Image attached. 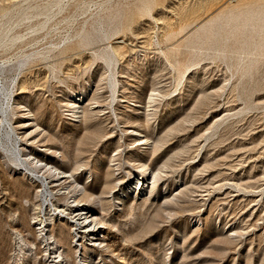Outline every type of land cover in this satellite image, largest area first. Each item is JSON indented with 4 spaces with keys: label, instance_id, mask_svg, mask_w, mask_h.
<instances>
[{
    "label": "rangeland",
    "instance_id": "rangeland-1",
    "mask_svg": "<svg viewBox=\"0 0 264 264\" xmlns=\"http://www.w3.org/2000/svg\"><path fill=\"white\" fill-rule=\"evenodd\" d=\"M51 1L0 0V63L27 69L19 131L49 201L103 221L91 264H264V0ZM24 174L0 149V264H50Z\"/></svg>",
    "mask_w": 264,
    "mask_h": 264
},
{
    "label": "bare ground",
    "instance_id": "bare-ground-1",
    "mask_svg": "<svg viewBox=\"0 0 264 264\" xmlns=\"http://www.w3.org/2000/svg\"><path fill=\"white\" fill-rule=\"evenodd\" d=\"M60 1L61 0L56 1L55 3L53 1L54 4H52L51 6L59 4ZM51 6H49V8ZM42 7L46 8L47 6H42ZM54 7L51 8L54 9ZM60 7H58V9ZM43 8H42V12H43ZM51 8L50 10L52 12ZM50 10L48 13H50ZM228 11H229V16L231 17L234 15V13H236L238 16H241L243 13L240 4L235 5L233 8H230ZM45 13L48 15L47 11ZM260 13L261 12H257V15H260ZM37 15L35 14V16ZM10 42L13 43L14 40H11ZM116 42L121 43L119 40ZM116 50H117L116 47L111 46L112 53L116 54ZM12 63L13 62H11V64L9 62L0 63V117H1L0 149L3 151V153L10 161V163H12L18 169H21V171H24V173L27 174L34 182L38 181V182H42L43 184L42 188L40 187L41 189L39 190V196H40L39 199H41V204L39 206L40 213L37 215L38 217L37 219L40 222L38 225L39 226L38 237L41 241V244L44 245V255L50 261H52L50 264L52 263L53 264H91L92 262L91 258L93 256L91 254L95 253V251L102 246L103 237L105 235L104 234L105 226L104 224H102L103 221L98 219L97 216H95L93 213L89 214L90 211L88 212V208H89L88 204L82 202V199L80 197L73 199V204L70 203V205L76 207L78 213L75 216L77 217H74L69 214L68 212L70 208L69 204L68 206H66L63 205V203L58 204L56 200H55L56 202L53 201L55 196L54 198H52V193L54 191L52 190V187L54 186L53 181L55 179L50 181L49 179L51 176L49 175L44 176L40 173V171L44 169L45 166H42L41 163L38 164L39 160L34 161V158H31L26 153V149L23 146L25 141L23 136L20 135L21 132L19 131V129L22 128L24 129L25 127L29 126L32 123V121H34L33 119L35 117L33 116L30 110L24 109V106L26 105L23 104L21 97H19V95L23 92V89L28 87L26 84L29 83L28 80H22L26 68L24 70L22 69V71H19L18 66H14ZM116 80L119 81L118 79ZM87 93H88L87 89L85 88L78 90L76 89L71 90L69 94L70 99L68 101V105H69L68 110L70 111V119L72 121H76L82 118V115L86 111L88 112L86 108V105L88 103ZM118 96L119 95H117V97ZM118 100L123 101L121 100V98H119ZM92 107L94 108L96 107V105H93ZM89 113L91 114V112ZM13 115H18L17 116L18 120L10 123L9 116H13ZM136 134L139 135V133L137 132ZM138 139L139 140L141 139V141L138 144H143L148 141V138H142V136L139 137ZM52 169L54 170L53 176H55L56 180L60 181L63 179L65 181V179L70 178V175L67 173V171L58 170L57 168L46 167V170L48 171L49 174L51 173ZM50 197L53 199L52 201H49L51 199ZM69 202L70 201H68V203ZM42 206H44L43 210H42ZM52 210L57 212L55 214L56 218L58 217V219H56L57 221H54V218H50L49 211L51 212ZM42 211L47 217L49 216L48 218L45 216L46 217L45 220L43 219L44 217L43 218L41 217L43 216ZM64 215H67L68 217L65 218ZM70 218L72 219L71 229L72 230L74 229L73 230L74 234L72 235L70 243L68 242L67 244H65L63 243L64 242L63 239L66 238L65 231H66L67 223H69ZM57 222L61 223L62 225L61 227H59L58 232H55L54 224H57ZM16 234H18V231ZM85 235H87V239L83 241ZM21 236L22 235H20V237ZM16 237L19 238V236ZM23 238L24 237H21V239ZM75 240L76 242L78 241L79 242L73 243ZM18 244L20 246L18 245L19 247L18 246L17 247L20 250L19 252H21L23 250L24 244L22 245L20 243ZM79 245L81 246V248H79ZM71 249L74 250L73 255L70 252ZM24 252L26 253V251ZM77 252H79V254H77Z\"/></svg>",
    "mask_w": 264,
    "mask_h": 264
}]
</instances>
